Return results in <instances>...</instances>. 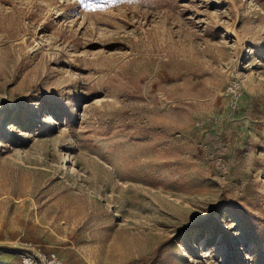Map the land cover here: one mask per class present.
Returning <instances> with one entry per match:
<instances>
[{"label": "rangeland", "instance_id": "1", "mask_svg": "<svg viewBox=\"0 0 264 264\" xmlns=\"http://www.w3.org/2000/svg\"><path fill=\"white\" fill-rule=\"evenodd\" d=\"M264 264V0H0V264Z\"/></svg>", "mask_w": 264, "mask_h": 264}, {"label": "built area", "instance_id": "2", "mask_svg": "<svg viewBox=\"0 0 264 264\" xmlns=\"http://www.w3.org/2000/svg\"><path fill=\"white\" fill-rule=\"evenodd\" d=\"M21 264H63L56 253H30L21 255Z\"/></svg>", "mask_w": 264, "mask_h": 264}]
</instances>
